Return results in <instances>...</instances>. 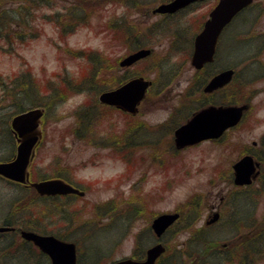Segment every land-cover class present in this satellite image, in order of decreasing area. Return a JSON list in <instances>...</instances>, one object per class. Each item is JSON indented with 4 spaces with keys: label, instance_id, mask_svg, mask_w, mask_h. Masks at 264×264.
Masks as SVG:
<instances>
[{
    "label": "rangeland",
    "instance_id": "374dc122",
    "mask_svg": "<svg viewBox=\"0 0 264 264\" xmlns=\"http://www.w3.org/2000/svg\"><path fill=\"white\" fill-rule=\"evenodd\" d=\"M20 1L0 2V22L1 15L4 20L12 21L5 22L11 35L7 39L9 42L0 39L3 46V49L0 47V160L7 159L12 154L6 125L17 111L16 106L11 105L13 102L7 89L16 91L18 87L14 83L17 78L30 77L29 79H34L38 86L47 90V84L52 86L62 80L56 77L57 72L62 76L66 73L70 81L60 82L65 86H60L62 93H65L64 97L46 112L40 126L42 138L30 162V173L32 178L37 180L38 174L53 176L56 171L63 169L65 171L60 172L61 175L85 190L82 197L66 198L65 208L56 204L48 205L50 211L40 218V222L48 223V230L77 240L81 247L79 264H108L123 257H138L143 249L154 241L149 228L151 219L161 212L179 210L180 218L163 237L168 247L164 258L170 264H209L210 260L204 258L214 253L196 260H193V256L203 253V248L207 250L208 241L212 239L206 240L200 236L199 239L192 240L187 248L189 255L182 256L179 249L187 243L194 227L202 222L210 205L220 204L222 221L215 226L216 229L223 228L228 220L236 223L233 207L237 204L245 205L249 210L248 217H253L249 224H254L247 226L240 222L241 224L235 225L238 232L246 231L250 241H257L260 245V252L256 253L257 260L248 264H264V163L259 178L250 187L240 189L241 191L236 193L232 184L231 169L235 160L242 154L249 153L247 150L251 151V154L253 152L254 158L259 155L264 157V154H260L264 152V76L260 74L263 70L258 69L260 64L253 62L250 67L257 77H250L252 72H247L246 75L240 72L231 87L210 99L194 93L198 85L194 80H198L201 86L202 73H194L189 62L180 64L177 54H174V47L172 49L168 46L169 36H159L155 42L150 43H153L154 56L130 67L131 73L140 72L154 78L153 87L140 106V113L130 116L96 102L95 90L100 89L93 80H88L90 82L84 85H76L77 80L86 75L82 67L85 64L88 66L87 62L91 61L69 53L70 50L68 52L67 49L83 48L99 52L102 56L99 66L101 69L97 71L94 79L102 84L106 83L108 87L115 86L114 78L124 72L116 70L117 60L127 54L132 46L125 42L121 31L114 34V29L109 24L110 16L124 14L127 23L130 22L133 27L137 26L135 36L143 37L141 32H144L149 24L160 19V16L151 12L144 13L143 9L152 8L159 0H143L144 3L136 7L138 10H125L123 1L102 0L100 4L95 5L91 2L94 10L90 15L86 16L81 24L73 27L71 32L63 34L60 28L43 14L65 10V4L68 6L70 2L78 0H49V8L45 5L39 7L35 1H29L24 6V11L20 12L22 19L18 17L17 20L15 15L10 16L16 10L5 8H14ZM37 2L45 3L47 0ZM86 2L81 1L76 7L80 10L87 9ZM137 11L143 12L144 15L136 13ZM197 11L199 14L203 12ZM199 14L196 11L185 12L182 20H188L184 31L187 38L190 34L186 33V30L195 28ZM75 18V14H71V17L67 14L61 22H73ZM260 18V21L264 22V14ZM30 30L32 33H28ZM23 35L26 39H22ZM225 38H229V32L222 36L219 43L216 68L232 63L241 70L239 67L243 63L237 60L244 55V44L242 41L234 43ZM253 49L254 52L257 51L256 48ZM155 60L161 62L159 70L156 66L151 71ZM26 72L31 75L27 76ZM158 73L166 82L154 77L158 76ZM89 85L96 87L94 92L87 88ZM229 98L237 103L251 100L250 110L237 126L226 131L218 139L205 140L183 149L174 147L172 129L186 120L192 110H188L192 103L195 108L200 107L199 102H225ZM187 99L190 101L181 108L183 114H179L175 120L172 119L173 108L180 106ZM21 100L25 106H30L27 101L24 103L23 98ZM80 105L87 106L83 110L85 125L79 121L80 112L75 111ZM135 125L143 127L131 131L132 134L128 137L126 133ZM164 125L167 127H160ZM132 141L135 146L131 144ZM262 160L264 162V158ZM30 193V190L24 192L17 185L0 177V224L4 222L7 213L13 215V221L18 224H23V217L27 218L28 214L43 213V208L38 202L29 208L32 209L31 213L30 210L25 211V208L13 210L14 202L20 203L21 198L28 197ZM108 203L112 206L105 211L103 205ZM245 214L246 209L242 207L240 215ZM199 218L201 220L198 222ZM231 234L221 230L215 231L212 236H219L217 239L224 242L232 237ZM5 235L8 234H0V245L11 241L5 238ZM16 241H19V238ZM32 252L38 258L37 250L32 249ZM243 253V248L238 250V255L231 258L234 263H244L240 256ZM220 258L213 262L220 264L230 260ZM44 260L48 263L46 257Z\"/></svg>",
    "mask_w": 264,
    "mask_h": 264
},
{
    "label": "water",
    "instance_id": "95a60500",
    "mask_svg": "<svg viewBox=\"0 0 264 264\" xmlns=\"http://www.w3.org/2000/svg\"><path fill=\"white\" fill-rule=\"evenodd\" d=\"M194 0H170L158 5L153 12H173ZM251 0H219L211 10L210 17L205 21L202 30L194 39L191 63L200 68L206 62L213 59L217 36L221 28L231 17ZM149 49H139L130 53L120 61L121 66L132 64L137 59L146 56ZM233 74L232 69L222 70L214 75L204 86L205 92L224 86ZM150 81L143 77H135L115 89L103 91L99 95L101 102L115 105L123 110L135 113L136 105L144 96ZM247 104L241 105H208L193 113L191 118L174 130V144L177 148L195 144L203 139L217 138L225 129L235 125ZM41 108H31L14 115L11 119V127L17 137L18 145L16 154L10 161L0 162V175L18 181L26 182L28 172L26 170L40 131L37 129ZM235 169V183H249L251 177L256 174L253 160L249 155L244 156L233 165ZM31 185L41 195L77 193L83 194L60 178H48L34 181ZM179 216L178 212H166L157 215L151 223V227L157 236L171 225ZM12 229L8 226H0V231ZM21 236L32 241L41 251L46 253L51 264H76L75 244L62 241L52 235H40L33 231L21 230ZM165 251V246L156 243L146 250L144 260L125 258L111 264H154L156 258Z\"/></svg>",
    "mask_w": 264,
    "mask_h": 264
},
{
    "label": "trees",
    "instance_id": "16d2710c",
    "mask_svg": "<svg viewBox=\"0 0 264 264\" xmlns=\"http://www.w3.org/2000/svg\"><path fill=\"white\" fill-rule=\"evenodd\" d=\"M1 1H3V0H0V2ZM29 1H35L39 7H42V5H45L46 7L50 6L48 0L45 3H43V2L38 3L37 2L38 0L37 1L36 0H21V2H23V3H21L19 6L17 5V7L22 8L23 6L27 5L29 3ZM81 1H84V2L87 1L86 2V4L88 5V6H86V7H88L87 9L80 10L78 7H76V6H78V3L79 4L81 3ZM101 1L102 0H78L77 3H75V4H72L73 2H71L68 6H66V4H65V6H64L65 10H72L71 13L72 14H78L77 18H80L81 20H74L73 22L70 23V25H68V27H62L64 29L60 30V32L62 34L64 32H67V33L71 32L73 27H76L77 24H79V23L81 24V22L85 19V17L89 16L90 12H92L94 10L93 4H91V2H93L95 5V3L100 4ZM103 1H105V0H103ZM109 1H119V2L124 1V2H129L130 5L138 2V0H108V2ZM34 8L35 7H33V9ZM21 11H24V10H16L14 13H11L10 16L12 17L15 15L16 16L15 19L18 20V17H20V15H21L20 14ZM61 12H56L53 15V19L56 21V23H58L60 18H62ZM43 15L45 16L46 14H43ZM46 16H48V15H46ZM50 17L51 16H48V18H50ZM21 19L22 18H20V20ZM7 21L8 20H6V19L4 20L3 16L1 15L0 39H3V40L5 39L7 42H9L7 39H9L8 36H11V35H10V33L6 27ZM112 21H114V20L112 19L109 21L110 26L113 28H116V27H114V23ZM11 22L8 21V23H11ZM27 22H28V20H27ZM8 25H10V24H8ZM119 27H122L119 29L121 31V33H122V31L124 32L125 25L123 22L119 23ZM125 35L127 36L128 34L124 33L123 36H125ZM1 45L2 44L0 43V46ZM72 53L74 55L77 54L78 56H83L88 61H91V62H87L88 66L85 64L82 67L84 72H86V75L83 77H86L87 79L94 78L97 71L99 69H101V67H99V66H100V57H102V56L99 54V52L97 53V51H93L90 49H82V50L72 52ZM26 74H27V76L30 75V73H28V72H26ZM126 77L127 76L124 74L123 76H120L119 78H114V80H116V84H117V83H120L121 81H123ZM29 78H27V77L23 78L22 81L20 79H18L16 82L14 80V82L16 83V85H15V83H14V85L17 86L18 88H21V90L12 92V88H11V90L7 89L8 93H9L8 95L11 97V100L13 102V104H11L12 107L16 106V108H17L16 112H19V111L27 108V106H25L23 104V102L21 100L22 98H23L24 103H26V101H27L28 103H30V106H43L48 111L50 108H52L54 105H56L59 100H61L64 97L65 93H62V89L60 86H62V87H65V86L62 83L60 84V82L63 80L70 81V78H67V77L65 79L62 78L61 81H57V84H54L52 86L47 84V90H46V88H41L40 86H38L34 79L31 80ZM81 81H82V79L79 78L76 82V85H83V84H81ZM12 82H13V80H12ZM97 82H99V81H97ZM106 85L107 84L105 83L104 87ZM43 90L46 92H44V93L41 92ZM48 94H50V96L52 94V98H49L47 96ZM42 97H44L45 99H43ZM199 103H200V105H202V102H199ZM194 109L195 108L193 107L192 110H194ZM80 110H81V107L79 108V111ZM134 129H136V126L134 127ZM126 134H128V137H129L130 136L129 134H132L131 130L129 132H127ZM41 176L46 177L47 175L45 174V175H41ZM22 189L28 191V189L25 187H22ZM30 191H31V193L29 194V196L28 197L24 196L21 199L20 203L14 202L17 205L13 204V210H17V209L20 210L21 208H25V211L30 210V213H31L32 209H29V208H32V205L35 204L36 202H38V205H41L43 208V213L37 214L35 212L34 214H28L27 218L23 217V219H25L24 223L20 224V225L24 228L35 229L37 231H43L42 228L37 227L36 220L41 218V215L43 217L44 215L48 214V212L50 211V207H48V205L51 206V205L56 204V206L57 205L61 206L62 202H61V199H57V200L54 198L47 199L46 197L39 196L35 193V191L33 189H30ZM62 199H64V198H62ZM9 212H11V211H9ZM32 215H34V216H32ZM39 215H40V217H39ZM5 216L6 217H5V220L3 223L8 224V225H12V224L16 223V221H13L14 220L13 215L7 213ZM31 221H34L35 223H32ZM34 226H36V227H34ZM56 235L61 237V238H65L64 235H61L59 233H56ZM32 249L36 250V248H34L30 243H27L23 240L16 241V239H12L9 243H7L5 245H0V264H48V263H45L43 254H41L40 252L38 253V251H37V253L39 254L38 258H37L36 254L34 252H32ZM256 253H257V251H256V247L254 245L253 247L251 246V249L248 248L247 250H245L243 255L244 256H250L251 258L254 257L255 259H257ZM158 264H170V263H167V259L163 258L162 260H160L158 262ZM171 264H173V262Z\"/></svg>",
    "mask_w": 264,
    "mask_h": 264
},
{
    "label": "flooded vegetation",
    "instance_id": "af4514ba",
    "mask_svg": "<svg viewBox=\"0 0 264 264\" xmlns=\"http://www.w3.org/2000/svg\"><path fill=\"white\" fill-rule=\"evenodd\" d=\"M212 1H211V3H210V0L198 1V2L194 3L192 5V7H195L197 10L203 9L206 11V13H209L208 11L211 10V8L215 5V3H212ZM181 11H186V10H181ZM247 12H249V15H247ZM263 14H264V0H252V2L249 5H247L241 11L236 13L234 15V17L231 19V21L223 28V30L221 31V33L218 37L217 50H215V54H214L212 61L208 65H206V66L204 65L201 70H203V72H204L206 70V68H208V69L212 70V73H211L212 75H214L215 72L218 71V68H216V63H217L218 55H219L218 46H219V43L222 39V36L225 33L229 32V38H225V40L233 41L234 43H236L238 41H242L244 44V47H245L246 52L244 51V55L240 59V62L243 63L242 68H241L242 73L243 72H245V73L252 72V74L250 76L251 77H257L255 72H253V70L250 68L251 64L253 62H257L260 64V67L258 69L263 70L260 74H262L264 76V22L260 21L261 20L260 16H262ZM164 16L167 17V16H171V15H164ZM204 21L205 20L203 18L202 24ZM200 23H201V17L199 16V20H198L197 24H200ZM250 32H251V34H250ZM237 39H239V40H237ZM253 48H256L257 51L254 52ZM249 49H253V51L247 52ZM228 55L231 56V54H228ZM223 65L227 66V64H223ZM225 66L222 68H225ZM222 68H219V69H222ZM195 72L197 73V75L199 74V71H197V69H194V73ZM236 75H237V71H236L235 77H236ZM194 76H195V74H194ZM209 79L210 78H208L207 81ZM194 81L197 82V84H198L197 89H198L200 84H199L198 80H194ZM232 82L233 81H230L229 83H227L223 90L225 91L229 87H231ZM215 92H217V90L212 91L210 94H208L207 97L213 98L215 96ZM204 95L205 94H203V96ZM242 103H246L248 105V109L243 113V118H244V116L246 115L248 110H250V108H251V100L247 99V100H244ZM230 129H233V127L229 128L228 130H230ZM253 144H255V143H253ZM246 152H249V153H245V154H250L254 158L253 152H252V154H251V151H249V150H247ZM260 154H264V152H260ZM242 155H244V154H242ZM263 158L264 157L261 155H259V157L254 158L258 162L257 168H258L259 176L262 174V168H263V163H264L262 160ZM233 186L236 189L246 187V186H239V185H235V184H233ZM220 200L222 201V198H220ZM233 208H235L233 210V213L236 217L240 212L238 204L236 207H233ZM179 213L181 215L180 211H179ZM200 220H201V218L198 219V222ZM221 221H222V212L220 209V204L210 205L208 213L206 214V216H204L202 218V222L199 224V226L194 227V231H193V233H191L190 237L188 238L187 243L182 245V247L179 249L180 254L182 256L185 254L189 255L190 253L187 249L189 247V243H191L192 240L199 239L200 236H203L206 238V240H209V239H212V240L208 241V243H209V245H207L208 249L206 250L205 248H203V250L201 251L203 253H197L195 256H193V260H196L197 258H200V257L210 255L212 253H214L215 255L213 256V258L211 257L210 259H215V258H217V254L219 256H221L220 253L218 252V249L220 248L219 250H222V252H224L226 255L225 259H228V258L230 259L229 261H227V263H220V264H236V263H234V261L231 258H233L235 255H238V250H240L241 248H243V250H245V245L247 244V241L245 240V235L247 234V232L245 231V232L240 233V232H238V228H236L235 226L233 227L231 225H227L230 222V220H228L229 222L226 221V224L223 228L219 227L216 229L215 226L217 224H220ZM188 222H190V221H188ZM232 224H237V220H236V223L232 222ZM246 225L248 226L249 222H247ZM149 228H150L151 233L154 237V241L149 246H151L152 244L157 243V242H162L163 244H165L163 241V237L166 234V231L160 237H158L154 234L150 225H149ZM221 230H226L227 233L228 232L232 233L231 234L232 237H230L228 240H226V242L222 243V245L217 247L215 245V241H216L215 238L217 236H212V235L215 231H221ZM144 253H143V256H141V257H144ZM192 255H194V253H192ZM240 256H242L244 263L239 262L238 264H248L247 260L244 259V257L246 258V256H244L242 254H240ZM209 257H206L204 259H208ZM160 259L161 258H158V260H160ZM181 264H183V262ZM209 264H215V263L209 261Z\"/></svg>",
    "mask_w": 264,
    "mask_h": 264
}]
</instances>
